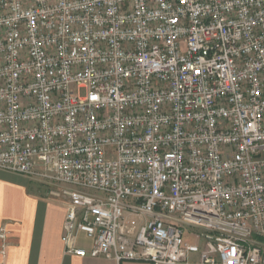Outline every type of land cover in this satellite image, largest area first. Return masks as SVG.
I'll use <instances>...</instances> for the list:
<instances>
[{
    "label": "built area",
    "instance_id": "2783aa9c",
    "mask_svg": "<svg viewBox=\"0 0 264 264\" xmlns=\"http://www.w3.org/2000/svg\"><path fill=\"white\" fill-rule=\"evenodd\" d=\"M0 169L65 254L264 264V0H0Z\"/></svg>",
    "mask_w": 264,
    "mask_h": 264
},
{
    "label": "crops",
    "instance_id": "0c3cea01",
    "mask_svg": "<svg viewBox=\"0 0 264 264\" xmlns=\"http://www.w3.org/2000/svg\"><path fill=\"white\" fill-rule=\"evenodd\" d=\"M64 207L41 184L0 169V225L9 230L4 264H149L65 254L61 242ZM80 237V244L88 248L89 240Z\"/></svg>",
    "mask_w": 264,
    "mask_h": 264
},
{
    "label": "rangeland",
    "instance_id": "374dc122",
    "mask_svg": "<svg viewBox=\"0 0 264 264\" xmlns=\"http://www.w3.org/2000/svg\"><path fill=\"white\" fill-rule=\"evenodd\" d=\"M40 184V183H39ZM42 186H43V184H41ZM44 189L47 191V189H46V187H44ZM60 200H62L63 201V199L62 198H60Z\"/></svg>",
    "mask_w": 264,
    "mask_h": 264
}]
</instances>
